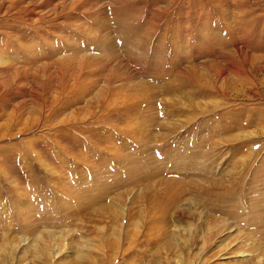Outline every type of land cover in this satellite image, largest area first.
I'll return each mask as SVG.
<instances>
[{
    "label": "rangeland",
    "instance_id": "374dc122",
    "mask_svg": "<svg viewBox=\"0 0 264 264\" xmlns=\"http://www.w3.org/2000/svg\"><path fill=\"white\" fill-rule=\"evenodd\" d=\"M0 264H264V0H0Z\"/></svg>",
    "mask_w": 264,
    "mask_h": 264
},
{
    "label": "bare ground",
    "instance_id": "6f19581e",
    "mask_svg": "<svg viewBox=\"0 0 264 264\" xmlns=\"http://www.w3.org/2000/svg\"><path fill=\"white\" fill-rule=\"evenodd\" d=\"M133 38H136V37H133ZM146 68L148 69V68H150V67H146ZM146 68H145V69H146ZM158 68H159V65L156 66V69H158ZM152 71H154V68L152 69Z\"/></svg>",
    "mask_w": 264,
    "mask_h": 264
}]
</instances>
